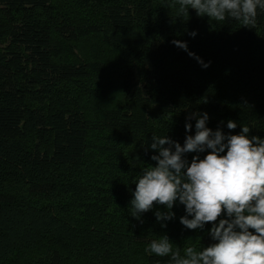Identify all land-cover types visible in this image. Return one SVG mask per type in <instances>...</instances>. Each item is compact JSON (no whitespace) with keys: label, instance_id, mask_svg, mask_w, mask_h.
Here are the masks:
<instances>
[{"label":"trees","instance_id":"trees-1","mask_svg":"<svg viewBox=\"0 0 264 264\" xmlns=\"http://www.w3.org/2000/svg\"><path fill=\"white\" fill-rule=\"evenodd\" d=\"M171 2L0 0V264H168L151 240L213 242L179 202L164 228L161 205L133 218V181L191 113L264 139V12L247 28Z\"/></svg>","mask_w":264,"mask_h":264},{"label":"clouds","instance_id":"clouds-1","mask_svg":"<svg viewBox=\"0 0 264 264\" xmlns=\"http://www.w3.org/2000/svg\"><path fill=\"white\" fill-rule=\"evenodd\" d=\"M178 5V7H177ZM177 17L197 16L215 22L234 20L243 27L254 28L258 11L264 12V0H172ZM196 32L189 33L195 37ZM172 43L204 64L187 43ZM195 119V132L185 137L183 145L168 135L152 136L150 148L155 165H147L133 181L135 191L130 201L131 216L137 220L154 205L161 227L175 218L172 211L177 202L185 208L180 223L189 230H203L211 224L208 235L213 241L198 249L175 245L168 235L151 240L146 252L168 257V264H264V139L249 136L252 128L242 125L239 134H226L219 127H207L208 114L191 113L186 121ZM186 122L185 130L192 132ZM235 121L227 128L234 130ZM194 153L191 160L186 154ZM200 153H206L201 158ZM142 222V221H141Z\"/></svg>","mask_w":264,"mask_h":264}]
</instances>
